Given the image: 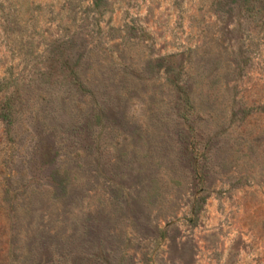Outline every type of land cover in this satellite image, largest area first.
<instances>
[{
	"label": "rangeland",
	"instance_id": "374dc122",
	"mask_svg": "<svg viewBox=\"0 0 264 264\" xmlns=\"http://www.w3.org/2000/svg\"><path fill=\"white\" fill-rule=\"evenodd\" d=\"M0 264H264V0H0Z\"/></svg>",
	"mask_w": 264,
	"mask_h": 264
}]
</instances>
